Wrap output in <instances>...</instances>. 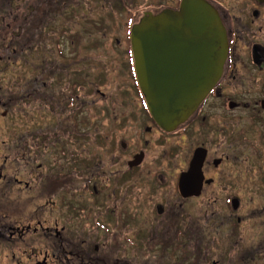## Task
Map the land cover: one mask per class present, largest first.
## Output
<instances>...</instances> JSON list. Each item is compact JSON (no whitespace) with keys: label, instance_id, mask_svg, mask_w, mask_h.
I'll return each mask as SVG.
<instances>
[{"label":"flooded vegetation","instance_id":"obj_1","mask_svg":"<svg viewBox=\"0 0 264 264\" xmlns=\"http://www.w3.org/2000/svg\"><path fill=\"white\" fill-rule=\"evenodd\" d=\"M153 1L144 8L155 13L176 10L182 0ZM204 1L217 12L226 55L217 82L171 132L154 123L136 81L130 88L139 99H122L117 114L103 93L101 103L83 101L75 72L64 89L57 75L42 82L49 114L44 148L33 140L31 119L6 123L10 109L32 110L30 80L19 74L9 99L0 93V264H264V0ZM48 91L63 104L52 105ZM126 124L127 137L117 141L116 130ZM171 137L178 161L171 145L151 156ZM194 154L203 158L200 189L183 197L179 177ZM79 161L86 166L78 168ZM113 177L128 186L133 218L140 214L143 222L103 221L123 205ZM80 191L85 201L76 207ZM103 194L102 210L95 198ZM103 227L113 229L96 237Z\"/></svg>","mask_w":264,"mask_h":264},{"label":"rangeland","instance_id":"obj_2","mask_svg":"<svg viewBox=\"0 0 264 264\" xmlns=\"http://www.w3.org/2000/svg\"><path fill=\"white\" fill-rule=\"evenodd\" d=\"M150 2L154 3L153 0H0V93L9 99V93L14 86L13 78L19 74L26 77L27 81L30 80L32 88H36L32 94V110L29 109L28 113L25 110L17 113L10 109V117L6 119V123H9L11 118H16L21 124H27L31 119L30 124L34 125L36 132L33 133V140L43 141L44 148L47 146L49 114L46 117V95H44L42 82L46 81L50 84L53 75L59 76L58 79L62 83L61 89H64L67 80L73 73L78 72L82 100L89 102L88 98H97L99 102L100 93H103L115 101L117 114L121 110L118 102L122 99H128L131 96L139 99L131 89L132 87L130 88L135 80L133 69H131L128 33L130 26L143 14L144 7H149ZM114 3H117L119 7L117 5L114 10L110 9V5ZM11 48H15L17 52H11ZM22 65L24 67L20 70L19 66ZM89 80L93 83L91 85L93 90L87 87ZM15 82L18 84L20 80ZM91 92L92 95H90ZM47 93L51 95L49 100L52 105L57 107L63 104L60 94H52L50 91ZM9 126L11 127L12 123ZM126 126L128 124L116 130L117 141H120L122 136L127 137L126 134L129 132L126 131ZM169 139L162 146L156 145L151 156L171 145L173 154L170 156L173 161L177 158L179 160V153L175 154L177 150L174 143L175 137ZM83 157L87 160V165L93 161L88 153ZM171 165L172 163L169 165L170 168ZM84 166L86 164L79 161L78 168ZM112 181L113 190L123 191V194H120L123 205L120 209L115 208L113 214L106 212L109 216L103 221H114L107 222L108 225L118 220H127L130 224L143 222L140 214L134 215L133 218L136 206L128 200L127 195L125 196L128 186L125 183L121 186V180L118 182L119 178L116 179V177H113ZM172 185L171 183L167 185L170 186L168 192L170 196L174 192ZM82 192H74L76 207L84 204ZM120 195L115 193L114 197ZM43 197L44 202L46 196ZM95 201L101 203L102 210L106 208L107 198L104 194L95 198ZM94 219L95 224L100 223L95 216ZM59 221L58 225L61 224ZM125 228L129 229V226L126 225ZM111 229L113 228L98 229L96 237H103L102 234ZM82 237L84 238L85 235L83 234ZM161 264H166V261L162 260Z\"/></svg>","mask_w":264,"mask_h":264},{"label":"water","instance_id":"obj_3","mask_svg":"<svg viewBox=\"0 0 264 264\" xmlns=\"http://www.w3.org/2000/svg\"><path fill=\"white\" fill-rule=\"evenodd\" d=\"M129 35L135 80L147 110L162 130L172 131L219 79L226 42L217 12L204 0H182L176 10L145 14ZM202 159L194 154L179 177L183 197L199 192Z\"/></svg>","mask_w":264,"mask_h":264},{"label":"bare ground","instance_id":"obj_4","mask_svg":"<svg viewBox=\"0 0 264 264\" xmlns=\"http://www.w3.org/2000/svg\"><path fill=\"white\" fill-rule=\"evenodd\" d=\"M151 9V8H150ZM149 8H145L143 11H144V14H141L140 16H139V19L142 17V16H144L145 14H147V13H152V14H158V13H160L161 12V10H162V8L161 9H159L157 12H152L151 10H150ZM139 19L135 22V23H137L138 21H139ZM203 100H204V98H203Z\"/></svg>","mask_w":264,"mask_h":264}]
</instances>
